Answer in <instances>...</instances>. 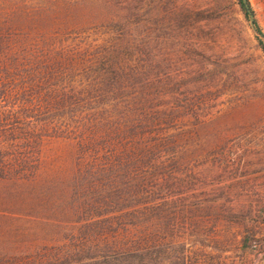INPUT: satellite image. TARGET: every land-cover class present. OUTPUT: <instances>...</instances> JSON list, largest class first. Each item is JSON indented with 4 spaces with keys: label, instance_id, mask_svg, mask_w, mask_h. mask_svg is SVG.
<instances>
[{
    "label": "rangeland",
    "instance_id": "374dc122",
    "mask_svg": "<svg viewBox=\"0 0 264 264\" xmlns=\"http://www.w3.org/2000/svg\"><path fill=\"white\" fill-rule=\"evenodd\" d=\"M23 1L34 11L56 14L61 30L51 47L55 53L89 60L93 52L110 46L101 45L104 39H124L131 55L127 65L134 69L130 77L137 78L123 99L129 112L142 117L148 106L169 114L186 112L180 121L160 123L164 130L154 136L159 144L170 143L174 130L188 135L184 144H174L175 155L156 153L150 162L174 168L160 170L142 188L147 194L160 188L157 201L172 202L170 210L189 208L188 250L175 247L160 253L158 264H179L181 258L186 264H263L264 52L258 39L264 42V0H248L252 18L244 15L237 0ZM64 12L76 15L67 27L59 20ZM253 19L263 37L255 31ZM142 65L149 72L143 79L137 71H143ZM69 85L80 84L62 86ZM20 97L17 94L13 102ZM7 104L0 101V110L7 111ZM135 118H127L129 124ZM13 126L30 127L34 134L51 133L32 117ZM138 139L128 143L151 145L147 135ZM39 145L35 159L41 168L35 178L23 184L0 180V264H43L69 240L82 242V214L72 211L64 199L72 191L60 182L48 183L52 177H70L74 145L48 136L41 137ZM135 171L131 169L132 176ZM137 172L142 176L150 171L144 167ZM134 217L120 225L129 235ZM242 240L248 254L239 249Z\"/></svg>",
    "mask_w": 264,
    "mask_h": 264
},
{
    "label": "trees",
    "instance_id": "16d2710c",
    "mask_svg": "<svg viewBox=\"0 0 264 264\" xmlns=\"http://www.w3.org/2000/svg\"><path fill=\"white\" fill-rule=\"evenodd\" d=\"M237 3L249 17V1L247 6L243 0ZM25 5L23 0H0V101L8 103L7 111L0 110V180L23 184L35 178L41 168L35 159L40 156L41 137L65 138L74 145L70 177L66 181L48 177V183L68 187L72 193L64 199L83 218L78 221L82 242L69 240L43 264H158L160 253L175 247L188 250L189 208L170 210L172 202L157 201L160 188L148 194L142 189L145 180L150 181L160 170L174 168L150 162L156 153L175 155L178 149L174 144H184L188 135L174 130L167 139L170 143L159 144L154 136L164 130L160 123L180 121L186 112L169 114L149 106L142 117L137 109L135 114L129 112L123 99L137 78L131 80L134 69L127 65L131 55L124 39H104L101 45L110 46L93 52L89 60L55 53L51 47L61 30L53 17L56 14ZM75 16L64 12L59 20L67 27ZM252 22L263 37L256 21ZM258 43L264 52V42L259 38ZM142 68L137 71L143 79L149 72ZM75 71L78 77H73ZM66 82L80 85L66 89L62 86ZM13 94L21 97L13 102ZM130 116L136 118L129 124ZM31 117L38 127H50L51 133L34 134L30 127L13 126L17 120ZM7 125L11 128L6 129ZM142 135H147L151 145L128 143ZM173 165L179 171L180 166ZM144 167L150 172L141 176L137 171ZM132 168H136L135 176ZM130 216L135 219H130L128 227L133 233L129 235L126 228H120ZM179 264H186V259L181 258Z\"/></svg>",
    "mask_w": 264,
    "mask_h": 264
},
{
    "label": "crops",
    "instance_id": "0c3cea01",
    "mask_svg": "<svg viewBox=\"0 0 264 264\" xmlns=\"http://www.w3.org/2000/svg\"><path fill=\"white\" fill-rule=\"evenodd\" d=\"M246 184V183H245ZM241 188L248 187L249 185H240ZM238 243V242H237ZM239 249L242 251L243 254H248L247 251L244 249V241H241V245H239Z\"/></svg>",
    "mask_w": 264,
    "mask_h": 264
},
{
    "label": "water",
    "instance_id": "95a60500",
    "mask_svg": "<svg viewBox=\"0 0 264 264\" xmlns=\"http://www.w3.org/2000/svg\"><path fill=\"white\" fill-rule=\"evenodd\" d=\"M244 1V3H245V6H247V3H246V0H243ZM249 12V11H248ZM250 14V17L252 18V16H253V14L251 13V12H249ZM263 264H264V258H263Z\"/></svg>",
    "mask_w": 264,
    "mask_h": 264
}]
</instances>
